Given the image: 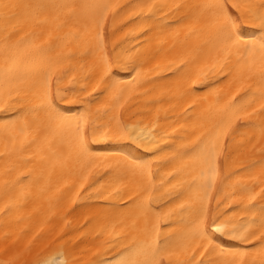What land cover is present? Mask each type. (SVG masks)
I'll return each mask as SVG.
<instances>
[{"label":"snow or ice","instance_id":"1","mask_svg":"<svg viewBox=\"0 0 264 264\" xmlns=\"http://www.w3.org/2000/svg\"><path fill=\"white\" fill-rule=\"evenodd\" d=\"M162 7L168 6L154 2L139 5L55 2L0 4L6 16L16 19L14 31L21 33L14 43H9L13 33L5 36L4 67L0 72V109L7 110L2 99L5 95L9 98L13 94L24 97L39 95L40 109L46 113V120H41L35 115L38 109L28 108L5 119L3 124L5 128L15 127L20 123L29 127L35 122V131L39 135L42 129L47 131L55 123L67 140L69 158L74 153L77 161H84L78 172L72 170L68 160L61 162L62 169H67V174L62 177L63 184L57 183L54 187L49 172L48 179L35 193L37 200H47L49 203L53 199L59 200L64 185L76 187L79 184L76 197L82 200L95 199L104 203L111 200L123 201L91 211L90 219L86 217L88 222L96 220L99 224L95 233L97 239L106 232L114 237L112 240L103 241L106 251L111 253L110 258L97 261L96 264H164L165 261L167 264H237V257L239 264H264V166L258 173L247 177L250 183L235 181L233 191L228 193V196L235 197L236 186L239 185L240 192L247 194L239 198L240 219L236 218V213L229 215L220 210L223 201L219 197L216 198L215 208L212 206V191L220 178L219 158L226 146L229 130L235 122L242 117L249 118L251 122V117H256L259 123H253V126H259L261 139H264V0L259 4L241 0H211L196 5L171 6L176 12L181 8L186 9V16L190 15L193 9L199 10L194 16L195 23L189 25L188 31V35H196L197 40L192 42L186 39L179 45H172L173 55L168 61L169 83L174 87L175 94L180 98L194 95L197 92L196 85L207 86L209 81L223 80L226 84V87L213 90L217 96L218 107L209 125L194 140L182 144L179 150H174L168 157H157L166 159L168 163H176L168 174V180L163 181L161 186L163 183L175 181L169 183V189L163 195L168 197L169 203L180 200V203L170 208L166 214L172 216L178 213L179 227L170 229L163 239L158 220L149 227L151 214L156 212V205L161 200V197L156 195L151 160H140L127 155L116 161L115 170H122L116 171V175L107 185L101 184L94 188L89 184L88 190L80 191L84 189V181L88 179L85 168L89 164L96 166L95 153L88 143L81 121L88 124L90 120L98 118L102 111L123 107L120 101L125 86L118 79L113 80L112 76H108L112 65L109 63L104 41L109 14H113L115 18L117 9H134L124 19L127 23L139 22L128 31L135 33L132 36L135 41L134 49L146 56L152 51L150 45L153 34L161 30L156 22V15ZM165 15L171 16L172 13ZM121 26L126 25L122 23ZM201 34L207 39L201 41ZM53 40L61 42L65 47L74 44L75 48H69L70 54L77 49L85 53L95 54L97 50L101 53L90 71L104 66L96 87H102V91L107 95L95 112L89 107L76 114L61 109L56 104L51 95V85L53 77L59 82L57 73L64 65L60 53H57L55 58L49 55ZM234 48L237 51L241 48L248 51V57L241 56L240 60L233 63L231 51ZM113 52H116V48H113ZM116 56L119 63L120 53L117 52ZM139 59L140 56H137L131 63L119 65L128 69L129 74L134 71L137 73L132 82L139 76L136 68ZM106 76L108 80H105ZM95 91L96 88H93V92ZM81 92H84L85 96H91L83 88ZM57 94H60L59 88ZM61 99H66V94L61 96ZM71 103H87L90 106L91 100H83L77 96ZM195 103L194 99L192 104ZM7 107H15V104H9ZM30 114L33 115V121L29 120ZM100 129H103V132H100ZM153 135L152 130L145 133L141 129L136 133L134 128L121 120L118 113L104 124L96 126L93 123L92 127L93 139L98 136L108 139L111 136L130 140L141 147H148L152 143ZM261 151L264 152V148H261ZM100 163L108 169L105 175L114 171L113 165ZM181 174L184 178L177 179ZM222 179L227 180L228 176ZM257 187L259 201L256 199ZM228 196H225V199ZM12 203L9 201V204ZM116 209L121 211L117 212ZM117 215L121 217L120 223L123 225L119 233L115 232L116 221L112 219ZM156 215L159 213L156 212ZM127 217L132 218L131 226L124 222ZM141 219L143 226L140 224ZM110 220L111 231L108 230L107 223ZM38 239L39 235L34 234L29 243ZM232 240L242 241L246 246L230 247L227 241ZM65 247L63 243L58 247L49 244L45 249L47 255L33 260L31 264H72L66 258ZM210 253H215L221 259L213 261L209 258ZM246 257L249 259H245ZM0 264H17V257L13 256Z\"/></svg>","mask_w":264,"mask_h":264},{"label":"bare ground","instance_id":"2","mask_svg":"<svg viewBox=\"0 0 264 264\" xmlns=\"http://www.w3.org/2000/svg\"><path fill=\"white\" fill-rule=\"evenodd\" d=\"M50 2L117 3L120 5L154 2L157 5L168 6L162 7L156 15V22L161 30L153 34L150 45L152 51L146 56L134 49L135 41L132 36L135 33L128 31L139 22L127 23L124 19L134 9H117L115 18H113V14H109L104 41L109 55V63L112 65L108 76H112L113 80L118 79L125 86L120 101L123 107L102 111L98 114V118L94 121L90 120L88 124L81 121L82 127L86 130L88 143L95 153L94 163L96 166L93 167L92 164H89L85 168V175L88 176V179L84 181V189L80 191L88 190L89 184H92L94 188H98L101 184L107 185L116 175V171L122 170H115L116 161L127 155L140 160H151L155 174L156 195L160 196L161 200L156 205V212L159 215L157 216L156 212L151 214L149 227L158 220L163 239L165 235L169 234L170 229L179 227L178 213L172 216L166 214L170 208L179 204L180 200H173L169 203L168 197L163 195L169 189V183H175V181L163 183L161 186L163 181L168 180V174L176 166V163H168L166 159H157V157H168L174 150H179L182 144L194 140L209 125L218 107L217 96L213 90L221 89L222 86L226 87L223 80L209 81L207 86L196 85L197 92L194 95L180 98L175 94L174 87L169 83L170 66L168 61L173 55L172 45L174 43L179 45L186 39L192 42L197 40V36H189L188 31L189 25L195 23L194 16L199 10L193 9L192 13L186 16V9L181 8L179 12H176L171 6L177 4L196 5L211 2V0H0V4L21 5ZM241 2L259 4L261 0H241ZM169 12L172 15L166 16L165 14ZM122 23L126 26L122 27ZM14 25H16V19L6 16L4 10L0 8V72L4 67L5 36L10 32L13 33L9 43H14L21 35L20 32L14 31ZM199 39L203 41L207 37L201 34ZM69 48H75V45L70 44L65 47L61 42L53 40L52 51L49 55L55 58L57 53H60L64 66L57 73V76L60 77L59 82L56 77H53L51 95L61 109L79 114L90 107L95 112L97 106L104 101L107 95L102 91V87H96L104 66L101 65L100 68L90 71L101 53L99 50L93 54L77 49L70 54ZM113 48H116V52H113ZM117 52L120 53L119 63L117 62ZM248 55V51L243 48L239 51L234 48L231 51V60L236 63L241 59V56L248 57ZM137 56H140L136 63L139 76L132 82L137 73L134 71L129 74L128 69L119 65L131 63ZM113 74L115 75L113 76ZM105 80H108L107 76ZM57 88L60 89L59 95ZM82 88L91 96H85L84 92H81ZM93 88H96L95 92H93ZM65 94L66 99H61V96ZM77 96L83 100H91L90 106L87 103L84 105L71 103ZM221 96H223L222 90ZM2 99L7 110L0 109V262L13 256L22 255L28 260L27 264H31L33 260L47 255L45 249L49 244L58 247L61 243L65 244L66 258L72 264H96L97 261L107 260L111 253L106 251L103 241L112 240L114 237L107 235L106 232L104 236L97 239L95 233L99 224L96 220L88 222L86 217L90 219L91 211L111 204L123 203V201L111 200L104 203L95 199L82 200L76 197L79 184L76 187L64 185L59 200L53 199L51 203L47 200H37L35 193L39 186L46 182L49 172H51L54 187L57 183L63 184L62 177L67 174V169H62L61 162L68 160L72 170L78 172L84 161H77L74 153L69 158V145L55 123L47 131L42 129L39 135L35 131V122H32L29 127H24L23 123H20L15 127L5 128L3 124L5 119L28 108L38 109L35 115L41 120H46V113L40 109L41 97L39 95L24 97L13 94L11 98L5 95ZM194 99L196 100L195 105L192 104ZM9 104H15V107L8 108ZM116 113L125 124L134 128L136 133H139L141 129L145 133L152 130L154 133L152 143L148 147H141L130 140L112 138L111 136L108 139H101L99 136L93 139V123L96 126L104 124ZM29 120L33 121L32 114L29 115ZM253 123L258 125L256 117H251V122L249 118L242 117L229 130L226 146L219 158L220 178L217 180L216 188L212 191L213 208L217 203L216 198L219 197L223 201L220 210L229 215L236 213L237 219H240L239 198L241 195L246 196L247 194H242L239 185H237L236 196H228V193L233 191V183L237 180L249 182L247 177L258 173L264 166V152L261 151V148H264V139H261L259 126L254 127ZM113 124H115V120H113ZM153 124H155L154 129ZM100 132H103V129H100ZM100 162L113 165L114 171L105 175L104 173L108 169ZM225 176H228L227 180L222 179ZM181 178H184L183 174L177 177V179ZM255 192L256 199L259 201V187L255 189ZM225 196L228 198L225 199ZM9 201L13 203L9 204ZM116 211L121 210L116 209ZM112 219L116 221L115 232H121L123 228L120 223L121 217L117 215ZM124 222L131 226L132 218L127 217ZM107 223L108 230L111 231V220ZM140 224L143 226L142 219ZM34 234H38L39 239L30 244ZM58 237L60 239H57ZM227 245L237 248L246 246L242 241L235 240L227 241ZM209 258L213 261L221 259L215 253H210ZM245 259H249V257ZM164 264H167V261ZM237 264H239V257H237Z\"/></svg>","mask_w":264,"mask_h":264},{"label":"rangeland","instance_id":"3","mask_svg":"<svg viewBox=\"0 0 264 264\" xmlns=\"http://www.w3.org/2000/svg\"><path fill=\"white\" fill-rule=\"evenodd\" d=\"M18 259H20L19 261H18ZM28 260L27 259H25V258H23V256L22 255H18L17 256V264H26V262H27ZM28 263V262H27Z\"/></svg>","mask_w":264,"mask_h":264}]
</instances>
